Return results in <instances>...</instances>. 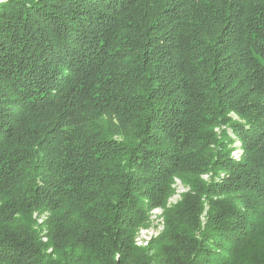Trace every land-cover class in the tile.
Masks as SVG:
<instances>
[{
  "label": "trees",
  "instance_id": "trees-1",
  "mask_svg": "<svg viewBox=\"0 0 264 264\" xmlns=\"http://www.w3.org/2000/svg\"><path fill=\"white\" fill-rule=\"evenodd\" d=\"M0 264H264V0L1 3Z\"/></svg>",
  "mask_w": 264,
  "mask_h": 264
},
{
  "label": "rangeland",
  "instance_id": "rangeland-1",
  "mask_svg": "<svg viewBox=\"0 0 264 264\" xmlns=\"http://www.w3.org/2000/svg\"><path fill=\"white\" fill-rule=\"evenodd\" d=\"M6 1L7 0H0V4L1 3H4ZM39 2H40V0H39ZM28 8H30V6H28ZM230 117L234 121H236L238 119L237 117H235L233 115H231ZM224 129H222V130H224ZM226 131H227L228 135L230 136V138L233 139V141H234V144L232 145V148H234V149L231 152L230 157H231V159L233 161L239 162V161H241L243 159V151L241 149V145L234 138V136L232 134H230V131H228V129ZM215 132H217L218 134L221 133V131L220 130L218 131V129H216ZM226 176L227 175L224 172H221L220 175L219 176H216V177H213L212 174H205V175H203L201 177V179L203 181H205L207 184L210 185V184H214L216 182L218 183V181L224 180L226 178ZM188 191H189L188 187H186L178 178H174L173 184L171 186V194L167 198L165 205L164 206H161V207H156V208L152 209L148 213V215H147V220H146L145 225L144 226H140L137 232H139L140 229H148L149 231H150V229H154V231L157 233L158 236L161 235L163 233L164 227H165L164 226L165 210L168 209V208H172V207L176 206L178 203H180L181 200H182V198H183V196ZM46 217H47V214L43 213V214H40L39 216L36 215L35 218L37 219L36 220L37 223H41V222H43L45 220ZM145 232L146 231H141V233H139V234L137 233L136 235H134V244H135V241L138 242L137 245L140 248L146 247L145 244L146 243L149 244V242L151 241V239H153V237H154V235L152 236L150 232H146V233ZM147 237H149V238H147ZM42 241L43 242H46L47 241V237L45 236V233H43V235H42ZM137 245L135 244V246H137Z\"/></svg>",
  "mask_w": 264,
  "mask_h": 264
},
{
  "label": "bare ground",
  "instance_id": "bare-ground-1",
  "mask_svg": "<svg viewBox=\"0 0 264 264\" xmlns=\"http://www.w3.org/2000/svg\"><path fill=\"white\" fill-rule=\"evenodd\" d=\"M150 228H151V227H150ZM141 231L150 232L152 236L154 235L153 238L157 237V236H156L157 233L154 231V229H150V231H149L148 229H140V231L137 232V233L139 234V233H141ZM156 231H157V230H156ZM146 232H145V233H146ZM145 233H144V234H145ZM148 234H149V233H148ZM140 236H141V235H140ZM150 237H151V236H150ZM147 238H149V237H147ZM147 238H146V239H147ZM135 240H136V239H135ZM143 240H144V239H143ZM149 241H150V240H149ZM143 242H144V241H143ZM140 243H141V242H140ZM135 244L137 245L138 242L135 241ZM144 244H145V243H144ZM147 244H148V243H146L145 246H147ZM137 246H138V245H137ZM142 246H143V245H142ZM138 247H139V246H138ZM143 247H144V246H143Z\"/></svg>",
  "mask_w": 264,
  "mask_h": 264
}]
</instances>
